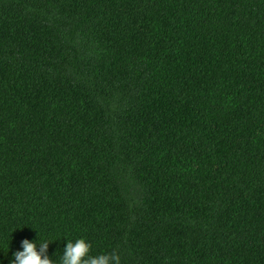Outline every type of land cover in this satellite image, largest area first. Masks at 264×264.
Instances as JSON below:
<instances>
[{
    "label": "trees",
    "instance_id": "trees-1",
    "mask_svg": "<svg viewBox=\"0 0 264 264\" xmlns=\"http://www.w3.org/2000/svg\"><path fill=\"white\" fill-rule=\"evenodd\" d=\"M264 264V0H0V264Z\"/></svg>",
    "mask_w": 264,
    "mask_h": 264
},
{
    "label": "clouds",
    "instance_id": "clouds-1",
    "mask_svg": "<svg viewBox=\"0 0 264 264\" xmlns=\"http://www.w3.org/2000/svg\"><path fill=\"white\" fill-rule=\"evenodd\" d=\"M49 243L47 240H42L37 250L36 242L22 240L23 250L13 253L10 264H54L53 259L47 254ZM90 249L91 244L83 238L76 239L75 242L67 241L60 264H121L120 255L115 250L91 256Z\"/></svg>",
    "mask_w": 264,
    "mask_h": 264
}]
</instances>
